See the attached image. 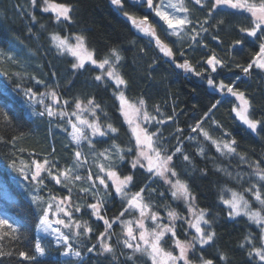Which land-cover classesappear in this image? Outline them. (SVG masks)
I'll use <instances>...</instances> for the list:
<instances>
[{"label": "trees", "instance_id": "1", "mask_svg": "<svg viewBox=\"0 0 264 264\" xmlns=\"http://www.w3.org/2000/svg\"><path fill=\"white\" fill-rule=\"evenodd\" d=\"M53 2L73 6L71 23L64 21L57 23L52 14L31 8L30 0H0V53H7L16 61L13 63L6 56L0 58V110H2L0 184L4 183L17 201L15 204L4 202L0 195V218L8 219L9 223L17 228V235L20 237L15 242L7 238L0 241L5 251L13 253L11 257H0V264H31L19 257L17 250L34 253V242L37 240L46 249L44 256L37 254L39 264H66L67 261L81 264L78 258H63V249L60 245H55L49 237L37 234L41 211L37 204L34 206L33 197L41 196L47 199L52 194L63 198L68 196V189L56 184L47 173H42L45 177L44 185L38 186L31 180L30 173L26 179L25 175L18 171L22 164H31L33 160L43 162L45 158L57 162L58 168L71 164L75 145L68 135L71 130L66 124L67 118L61 120L56 117L50 120L47 116L38 115L43 108L36 101L45 98L47 102L49 97L40 94L47 93L53 88L60 94L62 100L69 101L67 106L69 112L73 111L76 98L85 103L87 99L94 98L95 102L101 105L103 112L107 113L105 117L98 110L102 124L111 123L118 132L103 138H95L104 141L96 144L97 151L110 148L113 141L122 149L133 148L132 152L125 153L123 162L118 161L117 168L121 177L133 176V183L127 189L130 194L147 186L145 199L150 198L153 210L159 212L164 223H168L169 210L189 219L187 208L172 198L169 187L163 180L159 177L150 180L144 169L132 168L131 161L136 157L135 141L121 114L120 101L114 95L117 91L115 83L106 77L104 82L96 81L94 77L101 74L102 70L95 65L88 64L83 69H73V60L53 48L50 38L52 34L69 39L75 37L74 34L83 35L86 38L87 51H94V58L97 60L109 55L110 49L115 48L119 51L122 59L118 64V70L127 81V86H121V89L130 103L138 106L139 100L143 99L148 112L158 120H164L162 124L153 121L147 127L150 132L159 129L158 136L169 154L178 144L176 129L184 130L181 146L183 153L189 155L190 161H185L183 155L177 153L173 157V166L179 178L188 183L195 196L194 206L209 212L207 218L212 220V228L216 232L215 243L212 246L205 245L203 250H200L198 245L196 255L202 254L207 259H213L214 264H225L219 259L220 253H225L228 264H247L246 252L239 247L243 237L250 230L247 218L243 216L229 218L228 208L223 205L221 196L226 199L231 195L229 190L242 192L247 188L249 186L247 182L232 177L248 173L251 169L246 163L240 162L238 156L221 155L210 140H205L199 133L191 132L190 125H194L208 113L202 127L210 136L217 140L234 138L240 154H246L250 160L264 158V132L252 133L232 111L236 106L235 98L207 83L209 75L217 84L221 81L225 84L234 83L249 99L251 117L264 120V71L253 68L249 74H245L236 67L237 64L247 66L258 51V42H253V38L247 37L246 33L239 32L241 26L250 25L247 18L249 14L222 9L210 23L215 24L217 20H223V23L216 28H209L208 33H202L206 48L201 45L189 47L191 41L187 36L183 41H177L175 36L166 37L161 26L157 24L158 35L173 48L174 63L159 52L154 40L150 42V37L135 29L124 17L123 12L117 6H112L109 0H53ZM187 6L190 8V18L194 23L202 21L210 7L206 5L202 8L192 2H188ZM124 11L143 16L146 14V7H133L130 0H125ZM32 15L36 17L35 22L31 20ZM153 16L154 14L149 15L150 21ZM196 26L199 27L198 24ZM213 35L217 39H213ZM241 38L245 39V45L233 49L231 46L234 41ZM172 41L177 43L173 44ZM180 50L186 53L184 58H187L197 71L202 72L203 76H196L176 67V63H183L184 59L179 55ZM213 51L226 61L227 66L210 73L205 70L207 66L203 61ZM27 88H32L38 95L36 97L25 95L24 90ZM216 101L220 103L213 109L212 105ZM156 106H159L160 113L156 112ZM84 115L89 120L92 119L88 113ZM169 116L174 118L168 120ZM71 119L75 122L74 116ZM225 133L229 135L226 136ZM188 136L196 139H186ZM12 137L16 139L13 140ZM199 147L204 148L206 155L198 154ZM82 150L88 152L87 142L82 144ZM112 151L115 152V148H112ZM92 159L93 157L89 156V164L92 163ZM13 160L16 161L17 168H13ZM217 168L220 171H217ZM86 171L87 166L79 170L81 175H86ZM92 171H96L95 167ZM25 172H28L27 168ZM228 173H231V176ZM80 186L79 184L73 186L72 203L81 206V212L74 213V218L82 222L87 221L93 228V233L87 237L73 239L74 247L81 250L85 264H120L125 258L119 256L122 246L117 243L114 245L117 248L118 260H112L111 256L97 257L95 253H87L86 246L97 243L96 236L104 232V226L91 216L90 209L85 210L84 204L95 201L90 196L84 197L78 191ZM152 189L155 191L152 192ZM111 192L112 195L105 198L102 213L109 220L118 217L126 203L113 193V189ZM160 193H164V196L161 197ZM252 206L259 207L254 201ZM135 216L138 217V213H135ZM130 218L133 217L127 213L123 217ZM176 225L181 240L189 239L190 235H193L191 230L186 235L183 232V229L188 228L184 220H177ZM251 230L258 231L255 225L251 226ZM170 244L171 241L164 246L170 249ZM192 259L194 264H199L195 257ZM135 264H151V261L137 254Z\"/></svg>", "mask_w": 264, "mask_h": 264}, {"label": "snow or ice", "instance_id": "2", "mask_svg": "<svg viewBox=\"0 0 264 264\" xmlns=\"http://www.w3.org/2000/svg\"><path fill=\"white\" fill-rule=\"evenodd\" d=\"M188 2L200 5L202 8L210 5L207 16L202 21L194 23L190 18ZM111 3L123 12L124 17L135 29L150 37V42L154 40L159 52L163 53L164 57L170 58L174 63L175 53L173 48L168 42L160 38L156 31L157 24L161 26L166 37L175 36L177 41H183L184 37L187 36L191 41L189 47L201 45L206 48L207 45L203 43L202 33H208L209 28H216L223 23V20H217L215 24L210 23L211 20H215L216 15L222 9H234L238 13H247L249 14L247 18L250 20V25L247 27L241 26L239 32L246 33L247 37L253 38V42H258V51L247 66L237 64L236 67L240 68L245 74H249L253 68L264 71V0H187V2L186 0H130L133 7H146V14L143 16H136L124 11L125 0H111ZM30 5L32 8L39 6L44 13H54L57 23L61 21L72 22L71 13L74 9L70 4L55 3L53 0H42V3L41 0H30ZM151 14H154L152 21L149 20V15ZM31 20L33 22L36 21L35 15L31 16ZM197 24L199 27L196 26ZM205 25H208V27H205ZM41 27L43 28V25ZM74 36L75 45L69 43L68 37H61L59 34H52V41L61 53L67 51L77 58V63L72 65L73 69H83L85 62L89 61L92 65L102 70L101 74L94 77L96 81L104 82L106 77L107 80L115 83L117 91L114 92V95L120 101L121 114L129 124L135 139L136 157L131 161L132 168L139 167L144 169L149 174L148 179L150 180L154 177H159L163 180L169 186L172 198L185 202L191 219H186L177 212L169 210L167 212L168 223H164L159 212L153 210L150 198L148 200L145 199L144 193L147 186L130 194L127 189L133 183V176L126 175L121 177L117 168L119 167L118 161L123 162L125 153L132 152L133 148L122 149L113 141L110 148L97 151L96 144L104 143V141L103 139L95 138H103L118 132V129L111 123L102 124L98 110L105 117L107 113L103 112L101 105L96 103L94 98L87 99L86 103L76 98L74 109L69 112L67 110L69 101L62 100L60 94L53 88L47 93L40 94L41 96H48L52 104H45L44 100L41 99L39 103L43 105V110L38 115L40 117L47 116L50 120L56 117L61 120L67 118L66 124L71 127V132L68 135L75 148L73 149V158L70 166L58 168L57 162L45 158L43 162L33 160L31 164H22L18 168V171L23 173L26 179L30 173L31 180L36 182L38 186L44 185L45 177L42 173H47V176L54 180L56 184L68 189V196L63 198L52 194L47 199L41 196L33 197L34 202L40 207L41 211L38 229L43 230L45 233L51 232L54 234L55 242L62 247L64 256H74L80 260L81 264H85L81 250L79 247H74L72 243L74 238L87 237L93 233V228L87 221L82 222L74 218V213L81 212V206L72 203L73 186L79 184L81 186L78 191L84 197L90 196L95 201L84 204L85 210L90 209L91 216L103 221L105 228L104 232L96 236L97 243L86 246L87 253H95L97 257L111 256L112 260H118L117 248L112 242V236L117 235L116 243L122 246L119 256L125 258L120 261V264H130V262L135 264L137 254L147 257L151 264H194L192 257H195L199 264H214L213 259H207L202 254L196 255L198 245L200 250H203L205 245L212 246L215 243L216 232L212 228V220L207 218L209 212L206 209H198L194 206L195 196L192 194L188 183L179 178L173 166V157L177 153H181L185 161H190L189 155L183 153L181 146L183 143L181 137H183L184 130L181 128L176 129L178 144L175 150L169 154L168 149L164 147L158 136L159 129L157 128V131L150 132L149 128L144 126L151 125L153 121L156 124H162L164 120H158L156 116L151 115L143 99L139 100L138 106L135 103H130L121 89V86H127V81L118 70V64L122 59L119 51L115 48L110 49L109 55L97 60L94 58V51H87L85 47L86 38L78 34H74ZM212 38L217 39L215 35ZM177 41H172V43L176 44ZM244 45L245 39L241 38L235 40L231 47L236 49L237 46L242 47ZM179 55L184 58L186 53L180 50ZM5 56L13 63L16 62L14 57L7 53H0V58ZM203 63L207 66L205 70L210 71V73H215L218 68L227 66L226 61L219 57L215 51ZM176 67L183 69L185 72L194 73L196 76H203V73L197 71L196 67L187 58L183 59V63H176ZM105 69L106 71H104ZM5 74L7 75V73ZM237 80H239V77H237ZM37 83H40V81H37ZM207 83L222 93L231 94L240 102L238 106L233 107L232 111L235 112L236 117L252 133L264 132V120L251 117L250 101L246 98L243 91L238 90L234 83L225 84L221 81L217 84L211 75L207 78ZM24 92L25 95L30 97L38 95L33 92L32 88H27ZM219 103L220 101H216L212 108H216ZM59 105H63V107H56ZM126 108L133 110L136 120L128 118L129 113ZM155 110L160 113L159 106H156ZM173 111L175 112V110ZM84 113H88L92 119L89 120ZM4 116L5 120H7L6 113ZM73 116L75 117V122L70 118ZM207 117L208 113H205L204 118L197 120L194 125H190L191 132L199 133L203 135L205 140H210L216 151L221 155L238 156L240 162L246 163L248 168L251 169L248 173L237 174V176L232 177L238 181L247 182L249 186L244 188L242 192L229 190L231 192L230 198L225 199L221 196V201L228 208L229 218L234 219L241 216L247 218L250 230L245 234L243 241L239 245L246 252L247 264H264V158L250 160L246 154H240L237 151V141L234 138L230 140L214 139L202 127ZM173 118V116L167 117L168 120ZM86 129L88 130L87 132ZM225 135L229 134L225 133ZM185 138L189 140L196 139V137L192 136ZM12 139L15 140L16 137H12ZM84 142H87V153L82 150ZM112 148H115V152L112 151ZM197 151L201 156L206 155L203 147H199ZM89 156L93 157L91 164H89ZM12 166L17 168L15 160L12 161ZM86 166V175H81L79 170L84 169ZM93 167L96 169L95 172L92 171ZM26 168L28 172H25ZM54 169L55 171H53ZM217 171H220V169L217 168ZM228 175L231 176V173H228ZM111 189H114L115 194L121 197L122 201H126V203L120 215L109 220L102 213L104 212L105 198L112 195ZM151 191L154 192L155 189ZM159 195L163 197L164 193ZM150 196L151 192L149 193ZM253 201L259 205L258 208H253ZM53 208H55L54 213ZM50 213L58 218L54 221L50 220ZM126 213L133 218L123 219ZM135 213H138V217L135 216ZM60 214H63L67 220L59 218ZM177 220H184L187 223L188 228L183 229L185 235L189 230H194L191 239L181 240L179 238ZM147 222L151 223L150 227ZM53 223L61 227H53ZM117 223L121 227V234L113 232V225ZM252 225H255L258 231H252ZM62 228L68 229L69 232L65 233ZM6 238L12 242L20 239L17 235V228L12 223H9L8 219L0 218V241ZM169 241H171L170 250H167L164 244ZM45 252V247L37 240L34 242V253L17 250V255L23 260L31 262V264H39L37 254L44 256ZM12 255L11 251H5L3 246L0 245V257H11ZM219 259L228 264V257L225 253H220ZM66 264H73V262L67 261Z\"/></svg>", "mask_w": 264, "mask_h": 264}, {"label": "rangeland", "instance_id": "3", "mask_svg": "<svg viewBox=\"0 0 264 264\" xmlns=\"http://www.w3.org/2000/svg\"><path fill=\"white\" fill-rule=\"evenodd\" d=\"M41 3H42V1H41ZM32 8V7H31ZM35 9V8H34ZM36 9H39L40 10V7L38 6V7H36ZM230 10H234V9H230ZM41 11V10H40ZM42 12V11H41ZM42 13H44V12H42ZM49 14H52L53 15V17H55V14L54 13H52V12H48ZM46 14V13H45ZM158 19V18H157ZM51 39H52V36L50 37ZM51 43H52V46H53V48H55L56 50H57V52L58 53H60V54H66V55H68L72 60H73V64L74 63H77V58L76 57H73L69 52H67V51H65V52H63V53H61L57 48H56V46H55V43L51 40ZM69 43H71V44H73V45H75V43H76V40H75V37H72V38H70L69 39ZM161 54H163V53H161ZM167 59H170V58H168V57H166ZM92 65L89 61H86L85 62V65ZM235 98V97H234ZM42 98H40V99H38V101H36V102H38L39 103V101L41 100ZM43 100H44V103L45 104H52V101H51V99L49 98L48 99V101L46 102L45 101V98H43ZM235 103H236V106H238L239 105V101L235 98ZM39 105H40V107H42L43 108V105H41L40 103H39ZM56 107H63V105H59V106H56ZM126 110L128 111V113H129V119H132V120H136V115H135V113L133 112V110L132 109H130V108H126ZM235 113V112H234ZM123 116V115H122ZM71 118V117H70ZM238 118V117H237ZM74 119H75V117H74ZM123 119H124V121H125V123H126V125H127V127H128V129H129V131H130V133H131V135H132V132H131V128H130V126H129V124L126 122V120H125V117L123 116ZM238 120H239V118H238ZM240 121V120H239ZM240 122H242V121H240ZM243 123V122H242ZM144 126H148V125H144ZM70 130H71V127H70ZM71 132V131H70ZM133 136V135H132ZM133 139H134V137H133ZM134 141H135V139H134ZM167 185V184H166ZM168 186V185H167ZM169 187V186H168ZM0 188H1V190H0V195H1V198L3 199V201L4 202H10V203H16L17 201H16V199L13 197V195L10 193V191H9V189L7 188V186L4 184V183H2L1 182V184H0ZM114 190V189H113ZM113 193H115V191L113 192ZM116 195V194H115ZM118 198H121V197H119L118 195H116ZM229 197H226V199H228V198H230V195H228ZM176 200H178L181 204H183L186 208H187V206H186V204H185V202L183 201V200H180V199H176ZM33 204H34V206L36 207V203L35 202H33ZM224 205V204H223ZM224 206H226V205H224ZM226 208H227V206H226ZM186 210H188V208L186 209ZM55 212V208H53V213ZM188 215H189V213H188ZM94 217V216H93ZM58 217L56 216V215H54V214H52V213H50V216H49V219L50 220H55V219H57ZM59 218H62V219H65V220H67V218L66 217H64L63 216V214H60V216H59ZM94 219L95 220H97L95 217H94ZM189 219H191V217H190V215H189ZM97 221H99V222H101L102 223V225H103V221H100V220H97ZM148 223V225H149V227L151 226V223L150 222H147ZM53 227H61V226H58V225H56L55 223H53ZM114 227H116V229H114ZM62 230L66 233H68L69 232V230L68 229H63L62 228ZM104 231H105V228H104ZM121 227H120V225H119V223H117V224H114L113 225V232L114 233H116V234H121ZM192 231V233L191 234H194V230H191ZM37 234H39V235H42V236H45V237H49V238H51L52 240H53V242L55 243V245H57L58 246V244H56V242H55V236H54V234H52L51 232H49V233H45L43 230H41V229H37ZM191 236L192 235H190V237H189V239H191ZM121 238H122V236H121ZM75 239V238H74ZM167 239V238H166ZM116 241H117V235H113L112 236V242L115 244L116 243ZM72 242H74V240L72 241ZM165 247V246H164ZM166 248V247H165ZM167 249V248H166ZM167 250H170V249H167ZM63 258H72V259H77L76 257H74V256H64L63 255Z\"/></svg>", "mask_w": 264, "mask_h": 264}, {"label": "water", "instance_id": "4", "mask_svg": "<svg viewBox=\"0 0 264 264\" xmlns=\"http://www.w3.org/2000/svg\"><path fill=\"white\" fill-rule=\"evenodd\" d=\"M110 3H111V1H110Z\"/></svg>", "mask_w": 264, "mask_h": 264}]
</instances>
